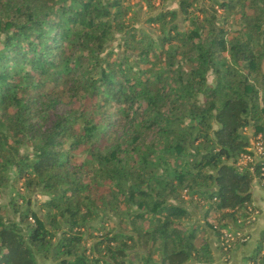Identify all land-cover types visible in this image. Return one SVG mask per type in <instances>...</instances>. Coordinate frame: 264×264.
<instances>
[{
  "label": "trees",
  "instance_id": "1",
  "mask_svg": "<svg viewBox=\"0 0 264 264\" xmlns=\"http://www.w3.org/2000/svg\"><path fill=\"white\" fill-rule=\"evenodd\" d=\"M174 1L145 17L153 35L123 0H0V193L45 196L11 197L16 218L0 204V264L227 258L214 241L264 177V150L236 163L264 139V0ZM254 240L241 264H264V224Z\"/></svg>",
  "mask_w": 264,
  "mask_h": 264
},
{
  "label": "rangeland",
  "instance_id": "2",
  "mask_svg": "<svg viewBox=\"0 0 264 264\" xmlns=\"http://www.w3.org/2000/svg\"><path fill=\"white\" fill-rule=\"evenodd\" d=\"M123 7H124V13H123V19L124 22H126L127 24L131 25V26H135L136 28H143L146 31L151 32L153 35H155L157 33V29L155 27L154 24H149L147 22H145V17L147 16V14H149L151 11H154V9L158 8V7H176V2L174 0H123ZM234 19H232L231 24L229 25V28H233L236 26L237 24V16L233 17ZM181 24H183V21H181ZM111 46L115 49L120 48V40L118 35L115 37V39H113L111 41ZM206 79L208 81H210L212 79V74L208 73ZM67 107L69 106V103H64V102H60V107ZM250 129L247 128V132H249ZM120 134H122V130L120 131ZM262 182L261 180L256 176V175H252V178L250 179V186L251 189L255 186H257L261 192L264 194V187H262ZM259 191L258 189L256 190H251V198H250V202L248 203L251 211L249 214V218L252 219L249 220L248 222H241V223H236L235 226L239 229L240 232H247L248 238H250V236H253L255 239L259 233V228L260 226L256 224L254 230L255 232L251 233V230H253L254 227V223L257 222V216H258V209L254 206V204L252 203L254 198L258 197ZM29 196L30 199V207L36 209L37 208V200L38 199H43L45 198V196L41 193V192H31L30 190H26L23 188L22 186V180H16V182L12 183V184H8L0 193V204L2 206H4L5 208V214L8 217H15L16 218V213L12 212V207L11 204L9 202V199L12 197L13 200L15 199L17 202V206L18 208H23L24 204H25V196L24 195ZM183 198L186 199L187 202L186 206L187 209L189 211V214L187 217H185L186 220L188 221H197V222H202V214H203V210L205 208L206 205V201L205 200H200L199 202L196 201V197H193L191 199H189L190 197L188 196L187 192L184 191L183 193ZM252 200V201H251ZM212 216H216V213H212ZM255 221V222H254ZM258 227V229H256V227ZM233 228V227H230ZM207 238L211 241L212 237L214 238V234H212V232H207L206 233ZM205 235V234H203ZM215 240V239H214ZM253 240H249L247 243L245 244H241L238 240H234L230 246H229V254L227 256V258L225 259V257L222 256V254H220V250L221 249H217L214 253L213 251V257L216 256V253L218 254V260L216 261H212V264H220L222 262H225L227 260L231 259L233 260L232 262H234L235 264H241L242 262H247V260H244L241 255L243 254L242 252L244 250H248L249 252L251 251L252 247L254 246V241ZM214 243L216 245H221L220 244V240H215ZM231 249H233L234 253H231ZM231 253V255H230ZM230 256V258H229ZM242 258V259H241ZM225 259V260H224ZM39 260V264H50L49 260H43L41 258H38Z\"/></svg>",
  "mask_w": 264,
  "mask_h": 264
},
{
  "label": "built area",
  "instance_id": "3",
  "mask_svg": "<svg viewBox=\"0 0 264 264\" xmlns=\"http://www.w3.org/2000/svg\"><path fill=\"white\" fill-rule=\"evenodd\" d=\"M264 150V139L262 138V135L260 133H256L253 136L249 138V145L247 146V151L240 152L239 155L236 158V163L241 166L243 164H246L247 162L251 161L254 157L259 156ZM251 169V166H249ZM261 182L264 184V177L259 178ZM246 212L247 216L242 220V218H237L236 221L238 223H245L249 220L252 221V219L249 218V214L251 211V208L249 204L246 206ZM31 219V218H30ZM233 226H225L220 228V244L222 247L229 248L230 244L236 239L238 241L247 240L248 235L247 232H240L237 227Z\"/></svg>",
  "mask_w": 264,
  "mask_h": 264
},
{
  "label": "crops",
  "instance_id": "4",
  "mask_svg": "<svg viewBox=\"0 0 264 264\" xmlns=\"http://www.w3.org/2000/svg\"><path fill=\"white\" fill-rule=\"evenodd\" d=\"M262 187H264V184H262ZM256 189H258V191H259V195H258V197L257 198H254L253 199V201H252V203L254 204V206L258 209V211H259V213H258V216H257V222H255L254 223V227H253V230H251V233L252 232H255V230H254V228H255V226H256V224L257 225H259L260 226V228L263 226V224H264V194L261 192V190L257 187V186H255V187H253L252 189H251V186H250V198L252 197L251 196V190L253 191V190H256ZM259 226H257L256 227V229H258V227ZM259 228V229H260ZM258 229V230H259ZM254 236V235H253ZM253 236H250V238L249 239H247L244 243H241V244H245V243H247L249 240H253L254 241V237ZM252 241V242H253ZM232 251H231V253L233 254L234 252V250L233 249H231ZM215 251L216 250H214V253H215ZM249 252V249L248 250H244L242 253V255H241V257L244 255V254H247ZM231 253H230V255H231ZM214 255V254H213ZM229 258H230V256H229ZM231 259V258H230ZM233 259V258H232ZM231 259V261L230 260H227V261H225V262H222V263H220V264H235L234 262H232L233 260ZM242 259V258H241ZM216 260H218V254L216 253V256H214V259H213V261H216ZM237 264V263H236Z\"/></svg>",
  "mask_w": 264,
  "mask_h": 264
}]
</instances>
